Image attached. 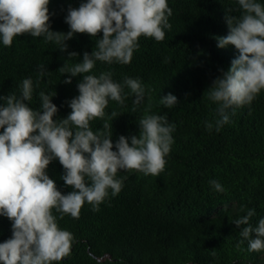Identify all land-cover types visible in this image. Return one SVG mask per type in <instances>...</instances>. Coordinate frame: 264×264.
<instances>
[{
  "label": "trees",
  "instance_id": "1",
  "mask_svg": "<svg viewBox=\"0 0 264 264\" xmlns=\"http://www.w3.org/2000/svg\"><path fill=\"white\" fill-rule=\"evenodd\" d=\"M86 0H50V30L67 33L65 22L69 8H79ZM264 5V0H257ZM172 9L171 29L157 42L141 36L139 49L130 64L96 62L90 74L111 71L113 80L122 83L125 76L138 78L145 86V99L133 109V96L127 95L124 105L109 100L105 119L111 117L113 151L119 136H139V119L148 114H167L175 125L173 144L166 157L164 171L158 177L138 171L117 172L123 179L118 195L109 196L99 211L85 202L79 219L53 209L58 226L74 236L71 255L58 264H264V250L250 252L234 221L246 214L240 209H255L250 219L253 229L264 218V90L251 105L228 109L229 123L216 131L220 119L218 104L209 96L213 82L222 77L239 52L233 45L218 47V37L229 32L225 16L239 17L236 0H168ZM75 33L66 41V51L54 42L28 34L16 36L11 47L0 40V97L20 94L23 79L33 81V98L25 103L40 109L39 93L54 95L57 106L54 120L66 118L70 101L79 95L82 74L64 81L70 74L58 70L65 63L72 66L82 61L101 39ZM77 57L69 58V53ZM167 61V62H165ZM45 75L40 77V66ZM125 93L129 90L125 88ZM171 93L177 104L164 108L160 99ZM4 101L0 100V106ZM205 121H211L208 131ZM103 121L93 120L92 130H102ZM3 129H0L2 133ZM130 142V141H129ZM47 175L62 194L73 189L61 177L64 168L58 159L48 166ZM211 180L225 189L216 192ZM12 238V221L0 215V243ZM255 238V232L251 234ZM243 240V242H241ZM216 255L213 256L212 253ZM57 264V262H54Z\"/></svg>",
  "mask_w": 264,
  "mask_h": 264
},
{
  "label": "clouds",
  "instance_id": "2",
  "mask_svg": "<svg viewBox=\"0 0 264 264\" xmlns=\"http://www.w3.org/2000/svg\"><path fill=\"white\" fill-rule=\"evenodd\" d=\"M241 15H231L226 10L225 20L229 29L226 36L218 37V47L233 45L239 55L231 61L230 68L218 77L209 91L208 98L218 104L220 119L215 121L216 131L229 123L228 109L251 105L264 90V5L257 0H236ZM50 0H0V40L11 47L16 36L28 34L44 37L54 42L60 51L67 50L66 41L75 33L95 38L102 32L91 54L85 52L82 61L72 66L66 63L59 68L70 74L64 81L82 74L78 83L79 95L69 106L70 114L61 120L53 117L58 109L52 103L54 95L39 93L40 109L33 110L25 101L33 98V81L25 78L20 94L0 97V215L12 221V238L0 243V264H54L71 255L73 234L62 230L53 215L60 219L70 215L79 219L87 202L93 211L109 196L119 194L123 179L117 172L138 171L158 177L165 169L166 157L173 144L175 125L169 123L167 114H148L149 108L139 119V136H119L113 151L111 117L105 119L109 100L123 106L127 95L133 96V109L145 99V86L138 78L125 76L122 83L113 80L111 71L92 73L96 62L127 65L139 49V38L165 39V29H171L169 17L172 9L168 0H86L79 8H69L65 22L67 33L50 30ZM69 53V58L77 57ZM167 62V61H165ZM39 76L45 75L40 66ZM125 88L129 93H125ZM160 104L171 109L177 98L169 93ZM102 120V130L95 132L90 124ZM113 119H111L112 122ZM208 131L211 121H205ZM130 141V142H129ZM58 159L64 168L61 179L73 190L62 194L56 183L47 175L49 164ZM210 184L216 192L225 189L217 180ZM246 212L234 221L243 240L248 241L250 252L264 250V218L252 228L250 219L255 209L242 206ZM255 232V238L251 234ZM243 240L241 242H243ZM216 255L215 252L212 253Z\"/></svg>",
  "mask_w": 264,
  "mask_h": 264
}]
</instances>
